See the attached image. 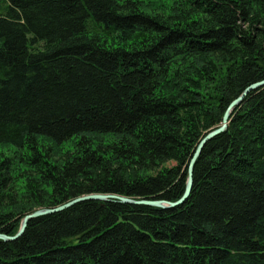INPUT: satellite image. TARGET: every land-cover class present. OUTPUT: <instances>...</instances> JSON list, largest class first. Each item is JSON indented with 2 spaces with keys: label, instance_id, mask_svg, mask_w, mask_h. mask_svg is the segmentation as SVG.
Returning a JSON list of instances; mask_svg holds the SVG:
<instances>
[{
  "label": "trees",
  "instance_id": "16d2710c",
  "mask_svg": "<svg viewBox=\"0 0 264 264\" xmlns=\"http://www.w3.org/2000/svg\"><path fill=\"white\" fill-rule=\"evenodd\" d=\"M263 80L264 0H0V233L89 194L179 200ZM0 264H264V85L182 205L80 202Z\"/></svg>",
  "mask_w": 264,
  "mask_h": 264
},
{
  "label": "water",
  "instance_id": "95a60500",
  "mask_svg": "<svg viewBox=\"0 0 264 264\" xmlns=\"http://www.w3.org/2000/svg\"><path fill=\"white\" fill-rule=\"evenodd\" d=\"M263 85H264V80L261 82L252 84L249 87H247L242 92V94L240 96H238L235 100H233L228 105V107L225 110V113L222 117L221 125L218 128L208 132L206 134V136L200 141V143L198 144V146H197V148H196V150H195V152H194V154H193V156H192V158L188 164L187 179H186V183H185L184 192H183V195L181 196V198L179 200H177L175 202H168V201H164V200L133 199V198H128V197H124V196H117V195H113V194H89V195H85V196L75 198V199H73V200H71V201H69L63 205L57 206L55 208L38 209V210L33 211L32 213L26 214L21 219L18 231L16 232L15 235L7 236L5 234L0 233V240L5 241V242L6 241H12L22 234V232L24 231L28 221H30L34 218L40 217V216L60 212V211L66 209L68 207H71L77 203L84 202V201H101V202L117 201L118 203H121V204L142 205V206L156 207V208H162V209L174 208V207L182 205L186 201V199L188 198V196L190 194V190H191V186H192L193 167H194V164H195L203 146L208 141H210L211 139L216 137L218 134H220L226 130L230 113L232 112V110L236 106H238V104L242 101L243 97L246 96V94L249 93L250 91L255 90L256 88H259Z\"/></svg>",
  "mask_w": 264,
  "mask_h": 264
},
{
  "label": "rangeland",
  "instance_id": "374dc122",
  "mask_svg": "<svg viewBox=\"0 0 264 264\" xmlns=\"http://www.w3.org/2000/svg\"><path fill=\"white\" fill-rule=\"evenodd\" d=\"M170 165V164H169Z\"/></svg>",
  "mask_w": 264,
  "mask_h": 264
}]
</instances>
